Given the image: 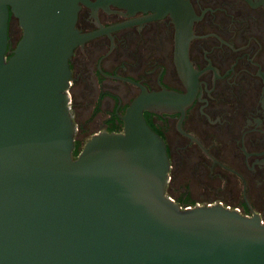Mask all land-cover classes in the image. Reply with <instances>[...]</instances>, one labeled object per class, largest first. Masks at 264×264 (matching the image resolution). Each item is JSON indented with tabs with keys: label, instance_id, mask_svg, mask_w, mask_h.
<instances>
[{
	"label": "water",
	"instance_id": "water-1",
	"mask_svg": "<svg viewBox=\"0 0 264 264\" xmlns=\"http://www.w3.org/2000/svg\"><path fill=\"white\" fill-rule=\"evenodd\" d=\"M86 2L0 0V264H264L257 215L165 191L166 146L143 111H180L190 95L128 80L140 92L123 131L90 135L73 158L68 60ZM10 13L21 37L7 57Z\"/></svg>",
	"mask_w": 264,
	"mask_h": 264
},
{
	"label": "flooded vegetation",
	"instance_id": "flooded-vegetation-1",
	"mask_svg": "<svg viewBox=\"0 0 264 264\" xmlns=\"http://www.w3.org/2000/svg\"><path fill=\"white\" fill-rule=\"evenodd\" d=\"M170 3H79L75 28L87 37L68 60L76 131L75 102L105 117L98 132L123 131L120 117L140 92L128 80L188 94L180 111H143L166 146L167 195L181 206L219 203L264 223V0Z\"/></svg>",
	"mask_w": 264,
	"mask_h": 264
},
{
	"label": "rangeland",
	"instance_id": "rangeland-1",
	"mask_svg": "<svg viewBox=\"0 0 264 264\" xmlns=\"http://www.w3.org/2000/svg\"><path fill=\"white\" fill-rule=\"evenodd\" d=\"M11 35L14 47L21 35V31L19 29V25L16 18L12 20ZM72 111L74 114L75 121L78 122V125L80 124L82 126L80 130L76 131L75 136L79 135L82 141L88 139L90 135L97 133V130L100 128V126L102 125L101 123L105 118L104 116H89L88 106L87 104L82 105V102H75L72 106Z\"/></svg>",
	"mask_w": 264,
	"mask_h": 264
},
{
	"label": "trees",
	"instance_id": "trees-1",
	"mask_svg": "<svg viewBox=\"0 0 264 264\" xmlns=\"http://www.w3.org/2000/svg\"><path fill=\"white\" fill-rule=\"evenodd\" d=\"M11 14V13H10ZM8 57V55H7ZM146 122L148 123V125L157 133V131L154 129V127L150 124L149 120L147 118H145ZM108 132H121L120 130H114V131H108ZM83 142H75V139H74V148H73V151H72V156L73 158H75L78 153L80 152L82 146H83ZM182 206H187V204H184Z\"/></svg>",
	"mask_w": 264,
	"mask_h": 264
}]
</instances>
